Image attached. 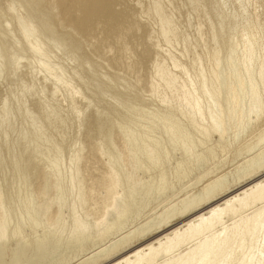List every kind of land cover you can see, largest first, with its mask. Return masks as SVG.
<instances>
[{
  "label": "bare ground",
  "instance_id": "obj_1",
  "mask_svg": "<svg viewBox=\"0 0 264 264\" xmlns=\"http://www.w3.org/2000/svg\"><path fill=\"white\" fill-rule=\"evenodd\" d=\"M248 1L204 0V15L208 16L219 28L218 30L216 28L211 29L210 42L213 45H218L220 50L226 45L230 57L226 70L218 72L216 77L217 86L213 95L217 97V109L216 112L214 111L216 116L210 119L211 124L209 126L198 124L199 135L201 136L200 140H196L198 143L194 142L190 135L182 130V127L170 122L168 117L171 115L163 118L165 122L166 120L169 122L164 129L160 130L158 116L144 117L140 112L141 110H135L136 105H133L132 99L125 101L117 99L120 102L116 103V97H110L108 92L103 89V84L101 85L100 77L94 68L89 73H85L80 72V69L75 66H71L68 54L62 49V45L66 43L65 39H62L63 41L59 37L52 38L50 41L47 39L44 33H47L49 26L43 19L44 17H40L41 19L38 17V10L41 9L39 2L37 0L26 2L31 14L38 17L40 35L44 41L31 49V54L38 57L39 73L42 74L37 79L35 72L29 67L27 79L21 82L23 89L17 88L15 91H10L0 108V183L6 188V191L0 195V264H45L47 258L54 255L59 249H63L67 253L63 256L64 258H60L58 263L50 264L67 263L66 255L70 253L72 256L73 251L80 252L86 245L85 243L100 242L101 244V241L104 242L105 239H109L110 236L112 237V235L127 228L126 222L133 216H139L143 204L148 202L149 197L152 195V198L154 195L161 196L172 188L170 179L182 180L191 172V168L200 167L205 162L212 161L216 151L219 150L222 152L229 151L235 147V150H240L238 154L244 155L245 149L249 147V142L242 143L240 146L239 142L238 145L235 144L243 136L242 139L245 138L246 132L248 134V131L259 127L256 139L254 138L255 143H253L254 139L251 138L252 135L250 138L254 146L264 142V127L260 129V124L264 121V70L261 67L262 57L260 52H257L259 45L256 37L259 36L256 32L260 30L254 29V21L251 19L253 16L250 17L249 8L246 9V4H249ZM231 9L238 13V21L239 19L241 21L237 22V25L229 27L230 36L225 42L224 31L226 28L223 23ZM235 17L233 18L236 20ZM5 34L7 33L5 32ZM43 45H47L56 60L49 58ZM71 48L73 51L71 50L69 54L73 55L74 51L78 49L80 51L78 46V49L76 47ZM3 49L1 46L0 77L9 71L11 66L10 59ZM121 50L123 51V45L120 52ZM56 61L59 64L55 63ZM257 67L258 73H256ZM47 84L49 87L48 91L45 92ZM152 86L155 85L152 84ZM153 88L155 90V87ZM25 96L34 101V109L28 108L27 101L23 100ZM78 99L85 103L84 108L76 105ZM168 103L171 104V102ZM87 109H91L93 115L99 116L102 112L106 117L114 118L117 123L116 127H120L127 138L126 141H129L128 146L132 150L134 161V165H132L134 166L132 173L133 188L130 191L126 190L124 195L116 193L118 186L115 184V174L108 176L105 183L99 186L100 191L98 193H105L103 194L105 197L106 194L108 195L102 209H98L99 213H94L93 209L82 212L79 208L76 212L75 208L71 207L74 204V198L70 201L74 194L79 195L75 181L78 178L77 166L80 160V151L83 149L79 136L82 132L83 117ZM188 121H191L196 127L197 121L195 122L193 119ZM212 136H214L213 142L207 143L212 141ZM176 150H180L182 158L179 159L176 156L179 161L169 171L166 168L169 165L166 167L165 165L169 164L168 161L172 154L175 157L176 154L173 152L176 153ZM242 150L244 153H241ZM65 152L68 154L67 159ZM248 152L246 151V154ZM238 157L236 156L237 160ZM177 159L173 158V160ZM32 161L43 164L44 169L53 170L56 177L62 180L61 185L65 182L66 187L61 186L59 189V212H57L58 216L55 214L58 217V219L56 218L58 224L55 223L56 221H52L54 224L50 222L52 214L50 220L47 218L49 221L39 216L48 217L46 211L49 209L43 208L44 214L41 211L40 214L38 212L39 205L36 206L37 199L35 200L32 189L30 190L27 165ZM241 162L238 166L236 165L237 167L235 166L236 168L234 167L235 171L232 170L234 172L232 181L229 174L228 177L226 176L230 179V183L228 181L226 183L227 179L225 178V180V176L221 175V177L216 176L209 180L207 184L206 181V185L203 184L204 186H201L202 188L200 187L201 189L196 193L189 196V192H186L188 196L186 194L181 201L177 200L178 203L176 201L174 206L168 205L167 209L165 208L161 213L158 212V217H152L150 221L140 225L141 227L138 226L134 231H130L115 241L112 240L110 245L105 246L106 248L103 247L102 249L100 246L102 250H96L97 253L94 252L95 254L88 258L84 257L86 259L77 263L264 264V149ZM206 171L207 173L199 176L197 182L195 180L196 184L204 176H210L208 170ZM229 172L230 170L227 173ZM148 173L149 176H146ZM7 175L9 176L7 177ZM141 175L147 180L142 179L143 177L140 178ZM262 177L263 179L259 180ZM239 189L242 190L238 194L233 193ZM181 193L179 194L181 195ZM171 197L173 198V196ZM219 201L222 203L217 204ZM90 202L92 203V199ZM162 205L159 207L161 208ZM258 205L260 206L257 207ZM159 207H155V209H159ZM64 210H68L70 213L71 219L68 223L62 219L64 218L62 216ZM27 228L31 230V233L28 232V235H25L24 230ZM151 238H156L152 244L141 246ZM97 245H94V248ZM91 249H93L92 246ZM79 254L82 255L81 252Z\"/></svg>",
  "mask_w": 264,
  "mask_h": 264
},
{
  "label": "rangeland",
  "instance_id": "obj_2",
  "mask_svg": "<svg viewBox=\"0 0 264 264\" xmlns=\"http://www.w3.org/2000/svg\"><path fill=\"white\" fill-rule=\"evenodd\" d=\"M29 1L32 2L36 0ZM29 1L0 0V29L4 30H0V47L2 46L4 48L3 50L11 62L10 70L0 77V108L3 106L4 98L10 91H15L17 88L23 89L21 82L27 79L26 75L27 72H29V67L35 72L34 74L37 76V79L40 77V74H42L39 73L40 63L38 57L31 54V49H33L35 45L44 42L42 41V36L40 35L38 23V17H44L43 19L49 26L47 33H44L47 39L49 41L55 37H59L61 41L65 39L64 41L66 43L62 45V49L68 54L71 66H75L77 69H80V72L85 73H89L90 70L94 68L96 74L100 77L103 89L108 92L110 97H116V103L132 99L131 101L134 102L133 105H136L134 107L136 108L135 110H141L140 112L144 115V117H150L151 115L158 116L157 119L160 120L158 121L160 130L162 128L164 129L169 122L168 120L165 122L163 118L171 115L168 117L169 120H171L170 122L176 123L182 127V130L186 131V134H189L194 142H196L197 139H201L198 124L209 126V124H211L210 119L215 118L216 116L217 97L213 96L217 86L216 77L218 72L226 70L230 57L229 50L226 45L220 50L218 45H213L210 42L209 37L211 29L213 30L216 28L218 30L219 28L217 24L212 22L208 16L204 15V0H37L41 7V9L38 10V17L31 14L29 5L26 3H29ZM248 2L249 4H246V9L248 10L249 8V12H247L249 15L251 14L250 17L253 16L254 18H251L254 21V29L260 30L259 32H256V34L259 35L256 36L258 38L257 43L259 45V51L257 52H260V56L262 57L261 67L264 70V0H249ZM157 16L159 19L156 18ZM237 16L238 13H235L233 9H231L226 20H224L225 22L223 23V26L226 28L224 31L225 42H227L230 36V33L228 32L229 27L237 25L239 21H241L240 19L238 21L239 16L238 18ZM233 17L237 19L235 20ZM256 22L258 23L255 24ZM162 31L163 33H161ZM5 32L7 34H5ZM172 35L173 37H171ZM11 36L13 37V40ZM61 41L59 42L63 43ZM19 43H21L23 47L20 46L21 44ZM122 45L123 51L121 50L120 52ZM183 45L185 46L184 48ZM77 46L80 48V51ZM43 47L49 58L56 60L47 45H43ZM71 47H76L78 49L77 51H74L73 55L69 54L71 50L73 51ZM122 52H124V54H121ZM1 59L0 52V65L2 62ZM32 63L35 64V66H33ZM55 63L59 64L58 61ZM165 70L166 72H164ZM256 70V73H258V67ZM165 73L166 75L168 74L167 77H165ZM161 77L166 80H163ZM157 79L161 82L159 83ZM152 84L155 86H152ZM48 87L49 85L47 84L45 92L48 91ZM153 87H155V90ZM23 100L27 101L28 108L34 109V101L31 100L30 97L25 96ZM168 102H171V104ZM188 104L189 107H187ZM76 105L84 108L85 103L78 99L76 101ZM86 111L87 112L83 117V125L81 128L82 132L79 136L83 149L80 151V160L77 166L78 178L75 180L77 184L76 188L79 190V195L74 194L73 197L70 198V201L74 198V204L71 207H74L76 212H78L79 208L82 212L87 211V209H93L94 213H99L98 209H102L103 203L106 201L105 199H108L107 194L105 197V195H103L105 193H98V191H100L99 186H102L105 183L108 176L115 174L114 180L115 184L118 186L116 193L124 195L126 190L130 191L133 188L132 173L134 166L132 165H134V161L132 158V150L130 146H128L129 141H126L127 138L124 136L120 127H116L117 123L114 118L111 116L106 117V115L102 112L99 116L93 115L91 109H87ZM100 111H102V109H100ZM191 119L195 122L197 121L196 127L191 121H188ZM263 127L264 121L261 122L260 129ZM257 129L248 131V134H246V132L244 139H242L244 137L243 133V137L241 136L242 138L240 137L241 139L236 142L237 144H235L238 145L239 142L240 146L242 143L249 142V147H247V149L249 148L248 150L242 148L243 150L245 149V154L246 151H249L246 155L238 154L240 150H235V147L229 149V151H216V155L212 161L209 160V162H205L200 167L191 168V172H189L187 176H184L182 180L178 181L170 179L172 188L166 191V193L169 192L168 194L165 193L161 196L154 195L153 198V195L149 197L148 202L143 204L144 206L138 214L140 217L136 216V218L133 216L131 217L132 219L129 218L127 221L128 223L126 222L125 225L127 228H124L121 232H119L120 234L117 233L112 235V237L110 236L109 239H105L104 242L101 241V244L103 243V245H101L100 242H92V244L90 242L85 243L87 248L85 246L82 248L80 251L82 255H80V252L78 251H73L72 256L70 253L66 255L68 261L63 264L80 263L84 259L97 253V251L102 250L103 247L110 245L112 240L115 241L130 231H134L138 228V226L141 227L140 225H144L147 223L146 221H150L152 217H158V214L165 208L167 209L170 205H176V203H178L177 200L181 201L186 194V196H188V193L186 192H189V196L196 193L202 188L201 186L206 185L209 180L214 179L216 176H225V179L229 174V178L231 177L230 179L232 181V176H234L233 171H235V168L240 164V162H244L248 158L259 153L261 149H264V142L257 146L253 145V143H255L256 135L259 132ZM250 136L252 140L255 138L254 142L251 140ZM212 137V141H208L207 143L213 142L214 136ZM250 145L252 150L250 149ZM204 147L203 149L205 150ZM243 150L241 153H244ZM179 151L180 150H176V153L175 151L173 153L176 154L175 157L177 156L180 159L182 158V154ZM256 151L257 153H255ZM228 152L230 153L228 154ZM250 152L251 154L249 155ZM235 154L237 157L239 156L238 160ZM65 156L67 159L68 154L66 152ZM172 156L168 161L169 164H166L165 167L168 165L171 167L170 164L173 161L174 164H171V168L166 167L167 170H172L174 168L173 166H175V164L179 161L173 154ZM173 158L177 160H173ZM233 161L235 162L232 163ZM223 165L227 167L225 168ZM43 167V164H39L37 161H32L27 165V173L30 179V190L32 189V194L35 197V200L37 199L38 204L36 202V206L39 205L38 212H44L45 208L49 209L46 211V213H48L47 215H49L48 217L39 215L40 217L42 216V219L46 220L51 217V214L52 217H54L55 214L58 216V197L60 196L59 189L61 186L66 187V185L65 182L61 185L62 180L56 177L53 170L44 169ZM230 167L235 168L231 169ZM206 170H208L210 176H204V178H201L199 181L201 183L199 184L198 182V184H196L195 180L197 182V179L200 178L202 174L207 173ZM229 170L232 173H227ZM224 172L226 173L224 174ZM122 174H124V177H122ZM8 176L9 175H7V177ZM146 176H149V173ZM140 178L147 180L146 177L142 175ZM229 178H226L227 180L225 179L226 183L227 181L228 183L231 182L229 181ZM261 179H263V177L259 180ZM100 181L102 182L100 183ZM174 181L177 183H174ZM181 189L183 190V193H181ZM184 190L188 191L184 192ZM241 190L242 189H239L238 191L236 190L233 193L238 194ZM5 191L6 188H4V186L0 183V195ZM179 193H181V195ZM171 196H173L174 199ZM90 198L92 199V203L90 202ZM103 198L104 200H102ZM165 202L168 203L164 204ZM221 203L222 201H219L217 204ZM161 204L163 205L160 208L159 205ZM149 206L150 208H147ZM157 206L159 209H155V207L158 208ZM259 206L260 205L257 207ZM96 207L97 209H95ZM68 213V210H64L62 213V216L64 217L62 219H64L67 223L71 219L70 213L69 215ZM56 215L53 218L54 220L52 217L51 220L49 219L50 222H55L58 219ZM48 219L46 221H49ZM132 220L133 222H131ZM50 222H48V224H50ZM55 223H57V221ZM25 230V235H28V232L31 233V230L28 228ZM124 230L125 232L123 233ZM156 238L147 240L141 246L152 244ZM89 245H91L93 249H91V246L89 247ZM94 245H97V247L94 248ZM66 253L63 249H59L56 253H54V255L47 258L45 264L55 262L58 263L60 258H64L63 256ZM73 257H76L77 260Z\"/></svg>",
  "mask_w": 264,
  "mask_h": 264
}]
</instances>
